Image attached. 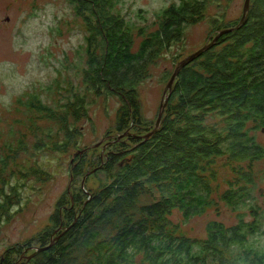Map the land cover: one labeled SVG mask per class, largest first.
Instances as JSON below:
<instances>
[{
  "label": "trees",
  "instance_id": "trees-1",
  "mask_svg": "<svg viewBox=\"0 0 264 264\" xmlns=\"http://www.w3.org/2000/svg\"><path fill=\"white\" fill-rule=\"evenodd\" d=\"M66 1L84 41L76 61L71 66L61 62L53 84L43 89L51 91L49 100L40 91L19 100L32 120L57 125L56 132L44 133L50 140L35 149L52 144L65 154L78 148V121L89 117L95 99L110 94L121 99L117 130L130 124L138 131L117 137L121 143L90 171L85 157L78 156L72 169L76 181L84 177V185L59 199L39 246L28 242L27 249L33 250L17 264H264V247L248 242V235L257 232V220L240 218L232 226L210 221L206 237L197 239L181 233L171 218L181 212L187 222L215 203L218 159L234 174L223 201L246 206L248 200V208L258 212L253 190L259 174L255 164L264 161V142L258 139L264 132V0H250L244 24L220 35L180 70L160 126L147 138L156 122L149 128L142 116L140 87L162 51L182 41L187 27L205 16L214 0L171 3L156 13L155 30L128 21L121 0ZM240 19L213 20L209 41ZM173 71L167 69L163 80L168 83ZM214 117L218 124L209 121ZM122 135L127 143L118 140ZM16 147L11 154L17 163L28 147L23 140ZM9 157L0 159L2 213L17 203L18 187L7 180ZM91 174L100 180L93 193L86 186ZM7 187L10 191L4 192ZM16 251L9 248L2 264H16Z\"/></svg>",
  "mask_w": 264,
  "mask_h": 264
},
{
  "label": "rangeland",
  "instance_id": "rangeland-1",
  "mask_svg": "<svg viewBox=\"0 0 264 264\" xmlns=\"http://www.w3.org/2000/svg\"><path fill=\"white\" fill-rule=\"evenodd\" d=\"M178 1L121 0L119 7L128 21L155 30L156 13ZM244 2L214 0L205 16L187 27L182 41L162 51L149 69L151 75L140 87L142 116L150 122L147 125L149 128L157 120L167 85L163 73L167 69L174 70L180 60L214 37L210 35L213 20L229 22L240 19ZM73 15L66 0H0V159L10 154L8 165L11 172L7 180L10 179L18 187L17 200L14 201L17 203L10 206L8 213L0 212V264L7 258L9 248L17 249L11 254L14 262H22L24 255L33 250L27 249L28 242H32L30 247L39 246L38 238L50 224L59 199L65 193L68 196L76 194L81 188L84 177L80 176L76 181L72 169V165L75 166L81 160L78 156L85 157V170L90 171L99 158H104V154H108L115 144L121 143L116 141L117 137L138 131L137 125L131 127L130 124L123 132L117 130L121 99L119 95L110 94L95 99L96 102L89 107V117L78 121L77 126L81 130L77 137L78 148L70 147L65 154L55 150L52 144L39 147V153L35 149L37 143L39 145L50 140L44 133L56 132L57 125L47 119L32 120L31 113L26 112L27 109L19 100L25 102L34 91H40L49 100L51 91L43 89L53 84L61 62L71 66L76 61L79 46L84 40ZM141 40L142 37L136 38V49ZM21 89V94L16 95ZM9 95L12 99L10 104L6 103ZM209 121L218 124L219 118H210ZM122 136L118 140L127 143V137ZM258 139L264 142V132L259 131ZM19 140L27 144L28 150L17 156L16 163L11 150L18 148L16 144ZM12 141L13 145H8ZM222 161L218 159L216 165V190L212 194L215 203L187 222L181 212H174L171 218L178 223L181 233L197 239L206 237V227L210 221L216 220L232 226L240 218L246 222L257 220V232L248 235V242L264 247V161L255 164V170L259 172L253 190V204L256 203L257 213L248 208V200L246 206L242 202L231 206L223 201L221 194L228 189L227 181L234 174ZM92 174L86 180V186L93 193L99 189L100 180ZM8 191L10 187L4 190Z\"/></svg>",
  "mask_w": 264,
  "mask_h": 264
},
{
  "label": "water",
  "instance_id": "water-1",
  "mask_svg": "<svg viewBox=\"0 0 264 264\" xmlns=\"http://www.w3.org/2000/svg\"><path fill=\"white\" fill-rule=\"evenodd\" d=\"M250 8V0H245L244 2V6H243V14H242V17L240 19V23L235 26V27H232V28H228V29H223L219 32V34L217 36H215V38L212 40V41H209L207 42V44H205L203 47H201L199 50L189 54L188 56H186L184 59H182L178 64L177 66L175 67L171 77H170V80L168 81L167 85L165 86L164 88V92H163V98H162V101H161V104H160V109H159V113H158V116H157V120H156V123H155V127H154V130L152 132H149L148 134H146L144 136V138H147L149 137L154 131H156L159 126H160V123H161V120H162V117L164 115V111H165V108H166V105L168 103V99H169V95L172 91V88H173V84L180 72V70L186 66L187 64H189L192 60H194L196 57H198L199 55H201L206 49L210 48L211 46L214 45L215 41L218 39V37L220 35H222L223 33H226L228 31H231V30H234V29H237L239 28L242 24H244L245 20H246V16H247V12ZM82 185H84V180H83V183ZM47 247L45 248H37L36 249V252L37 251H41V250H44L46 249Z\"/></svg>",
  "mask_w": 264,
  "mask_h": 264
},
{
  "label": "clouds",
  "instance_id": "clouds-1",
  "mask_svg": "<svg viewBox=\"0 0 264 264\" xmlns=\"http://www.w3.org/2000/svg\"><path fill=\"white\" fill-rule=\"evenodd\" d=\"M23 91V89H21L20 90V92H17V93H15L16 95H19V94H21V92ZM12 102V99H11V95H9V97H8V99H7V101H6V103H11Z\"/></svg>",
  "mask_w": 264,
  "mask_h": 264
},
{
  "label": "flooded vegetation",
  "instance_id": "flooded-vegetation-1",
  "mask_svg": "<svg viewBox=\"0 0 264 264\" xmlns=\"http://www.w3.org/2000/svg\"><path fill=\"white\" fill-rule=\"evenodd\" d=\"M108 140H111V139H108Z\"/></svg>",
  "mask_w": 264,
  "mask_h": 264
}]
</instances>
